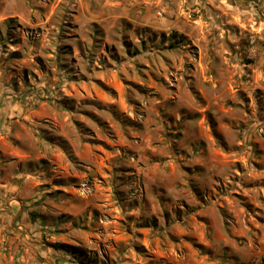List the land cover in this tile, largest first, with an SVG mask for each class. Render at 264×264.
Masks as SVG:
<instances>
[{"label": "rangeland", "instance_id": "374dc122", "mask_svg": "<svg viewBox=\"0 0 264 264\" xmlns=\"http://www.w3.org/2000/svg\"><path fill=\"white\" fill-rule=\"evenodd\" d=\"M117 1L0 0L3 264H264V0Z\"/></svg>", "mask_w": 264, "mask_h": 264}, {"label": "crops", "instance_id": "0c3cea01", "mask_svg": "<svg viewBox=\"0 0 264 264\" xmlns=\"http://www.w3.org/2000/svg\"><path fill=\"white\" fill-rule=\"evenodd\" d=\"M130 3L131 0H118L116 8H121L120 14H127ZM112 10L113 8L109 6L107 12ZM144 12L142 19L152 21L153 14L149 5L146 6ZM10 149L11 142L0 136V264L6 261L7 254H12L14 249H19L17 242L20 243V240L24 242L26 231L16 229L14 225L15 219L18 224L20 218L18 214L22 205L31 204L32 200H36L35 196L40 194L33 169H13V165L10 166V163L5 162L7 156L15 159L16 153ZM16 200H19L22 205L16 206ZM19 227L22 228L20 225Z\"/></svg>", "mask_w": 264, "mask_h": 264}, {"label": "trees", "instance_id": "16d2710c", "mask_svg": "<svg viewBox=\"0 0 264 264\" xmlns=\"http://www.w3.org/2000/svg\"><path fill=\"white\" fill-rule=\"evenodd\" d=\"M34 220V219H33Z\"/></svg>", "mask_w": 264, "mask_h": 264}]
</instances>
